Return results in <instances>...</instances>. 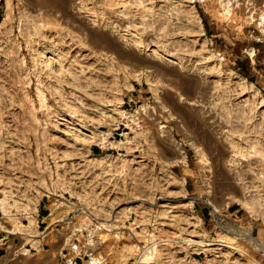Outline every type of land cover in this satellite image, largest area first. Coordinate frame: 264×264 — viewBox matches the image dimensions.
<instances>
[{"label": "rangeland", "instance_id": "obj_1", "mask_svg": "<svg viewBox=\"0 0 264 264\" xmlns=\"http://www.w3.org/2000/svg\"><path fill=\"white\" fill-rule=\"evenodd\" d=\"M261 15L264 0H0V211L24 239L19 213L56 225L47 256L1 264H254L238 203L264 198ZM104 131L115 145L89 142Z\"/></svg>", "mask_w": 264, "mask_h": 264}, {"label": "crops", "instance_id": "obj_2", "mask_svg": "<svg viewBox=\"0 0 264 264\" xmlns=\"http://www.w3.org/2000/svg\"><path fill=\"white\" fill-rule=\"evenodd\" d=\"M249 118L250 117H246V121ZM252 128H254V126H252ZM253 130L254 129H252V131ZM141 148H142V155L147 159L145 158L144 160L142 159L141 160L142 163L140 164H142V166L153 167L157 171V169L159 168L157 162L159 161H157L158 159L156 158L154 153L152 151H149V148L145 145H143ZM92 152L94 154L95 149H93ZM155 160H156V164L154 163ZM258 190L259 188L254 190V198L257 197L256 195L258 193ZM244 199L245 196L239 199V201H242ZM238 205L246 212V214L254 218V264H264V219H262L260 216L258 217V214H262V213L259 212L254 213L253 216L250 215L246 211V209L242 205H240V203H238ZM226 212L227 213L226 215H224V218L229 217L231 221L238 220L239 209L236 205L234 204L229 205V207H227L226 209ZM193 213H194L193 210H191L190 216H193L194 215ZM205 214H206L205 211H200L199 215L198 214L195 215L196 221L202 222V219L205 217ZM207 215H209V212L207 213ZM16 216L18 222H16L15 226H17L18 224L21 226H28L30 220H32V225L29 229V231L32 233V237L31 239H24L23 237H20L21 236L20 234L22 232H27V231H23V229L21 228L18 231L20 234L16 233L19 234V237H17L16 234H12L11 232H9L13 230L14 226L9 222L4 221L5 215H3L2 211H0V264L2 263L3 259L7 257L8 253L10 252V249H14L16 251L15 253H18L21 249L26 248L25 250H30V254L32 255L47 256L41 253V249H43V246H45L44 238L52 234V232L55 230L56 225L55 223L49 222V218H47L46 211H42L39 213L37 210L36 213H32L29 217H26L25 214H21V213H19V215ZM222 221L224 220L221 219L220 222ZM63 243H64V239L62 240L61 244ZM198 252L199 253L197 254L199 256L200 254H204L205 251H201V252L198 251ZM190 260L191 261L189 263L200 264L197 257H192L190 258ZM201 264H212V263L206 259V261L202 262Z\"/></svg>", "mask_w": 264, "mask_h": 264}, {"label": "bare ground", "instance_id": "obj_3", "mask_svg": "<svg viewBox=\"0 0 264 264\" xmlns=\"http://www.w3.org/2000/svg\"><path fill=\"white\" fill-rule=\"evenodd\" d=\"M62 6L63 5L60 4L59 7H62ZM224 8H225V6H224ZM226 12H228V10H226ZM260 25H264V16H262V15H261V19H260ZM170 59L173 60V61H179V59L176 58L173 55L170 56ZM250 88H253V86L250 85ZM233 114H235V113H233ZM120 115L126 116V113L123 112V111H120ZM129 116H132V114H130ZM228 116H229V114H228ZM229 118H231V117L229 116ZM115 125H116V122H114L113 124H108V126H115ZM108 135H109V131L100 132V134H98L96 136L94 135L93 137H90L89 142L90 143L94 142L97 145H99L101 148L106 147V146L115 145V144H113V142L110 141ZM251 193L252 192H248V190H247V194L248 195L246 194L245 195V199L242 200V201H239L240 205H242L250 215L254 216V213H258V212L262 213V214H258V215H264V198H257V197L254 198V194L253 193L251 194ZM0 204H2V201H0ZM30 223H32V220L30 221ZM23 227L25 229L28 228V227H25V226H23ZM29 228H30V226H29ZM16 229L14 228L13 231H15ZM186 245L189 247V249L191 251L203 250V249H205V248L210 246L209 243H205L204 241H201V240H198V241L187 240L186 241ZM98 263H100L98 259L91 258V261L88 264H98Z\"/></svg>", "mask_w": 264, "mask_h": 264}, {"label": "trees", "instance_id": "obj_4", "mask_svg": "<svg viewBox=\"0 0 264 264\" xmlns=\"http://www.w3.org/2000/svg\"><path fill=\"white\" fill-rule=\"evenodd\" d=\"M94 154H99V151L97 149H95Z\"/></svg>", "mask_w": 264, "mask_h": 264}]
</instances>
